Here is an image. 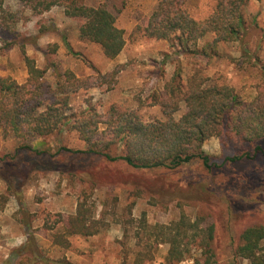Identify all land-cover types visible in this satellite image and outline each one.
I'll return each mask as SVG.
<instances>
[{
  "label": "rangeland",
  "instance_id": "rangeland-1",
  "mask_svg": "<svg viewBox=\"0 0 264 264\" xmlns=\"http://www.w3.org/2000/svg\"><path fill=\"white\" fill-rule=\"evenodd\" d=\"M4 1V8L11 16L4 19L0 14V77H11L24 84L29 77L25 57L35 60L42 68L48 63L50 55L47 54L54 45H58V50L53 59L60 64V70H71L80 78L94 75L92 67L106 74L125 66L113 90L108 91L104 86L74 95L71 101L74 112L86 109L90 102L99 105L103 112L115 104L138 111L146 121L163 119L159 107L146 106L151 95L163 96L166 83L176 72L186 79L198 67L214 82L232 88L245 101L257 95L256 87L262 82L257 70H239L230 60L241 57L237 43L222 44L220 57L208 62L179 52L170 41L148 39L143 29L160 0H85L89 6L107 5L116 17L117 27L124 31L126 46L115 60H108L100 45L80 39V20L68 18L63 7L54 6L44 11L34 8L37 0ZM217 3L218 0H187L185 9L196 20H204L214 12ZM247 16L250 20L256 17L264 28V0H249ZM203 44L200 42L198 47ZM259 54L264 60V41ZM46 81L54 84L51 71ZM185 112L186 107L182 105L175 118L180 119ZM21 144L22 141L12 134L5 135L0 128V157L13 155ZM29 144L33 149L47 151L48 155L38 159L22 154L31 171L20 194L9 189L8 183L0 177V264H31L23 262L27 255L18 251L30 235L35 238L42 255L52 260L67 259L73 264H120L124 255L123 242H129L130 249L137 250L138 241L147 240L150 235L146 226L170 224L178 221L182 214L195 221L201 213L204 227H215L218 252L223 247L230 250L233 233L238 237L249 226L264 225V204H249L252 199L264 202V160L226 162L227 156L242 152L243 146L238 141H232L228 148L217 138L205 142L204 151L220 165L212 172L194 163L165 173L163 182L177 183L184 190L193 186L209 194L208 197L194 195V198L181 200L165 199L148 190L146 183L156 184V177L164 173L139 174L92 155L78 158L60 152L64 147L73 151L86 149L76 133L35 138ZM97 170L100 172L93 175ZM88 171L92 176L84 173ZM130 171L138 179L141 175L148 180L145 184H138L139 180L127 184L125 175L132 174ZM229 191L244 197L245 205L250 207L230 210L225 200ZM3 196L7 198L4 207ZM85 199L94 206L96 217L106 221L107 227L95 237H70L69 250L54 245L53 235L63 229L69 216L76 213L78 204ZM61 216L62 222H59ZM125 231H128L127 238ZM169 248L168 244L159 245L155 259L149 264H166ZM134 257L132 254L130 260ZM191 257L180 264H195L194 259H200L201 264L205 262V255L197 248ZM223 257L220 255L215 264H223Z\"/></svg>",
  "mask_w": 264,
  "mask_h": 264
},
{
  "label": "trees",
  "instance_id": "trees-1",
  "mask_svg": "<svg viewBox=\"0 0 264 264\" xmlns=\"http://www.w3.org/2000/svg\"><path fill=\"white\" fill-rule=\"evenodd\" d=\"M186 1L160 0L143 29L144 35L155 41H170L179 48V52L208 62L220 57L222 44L237 43L241 57L230 60L239 70L259 72L262 82L256 87L257 95L251 101H245L232 88L214 82L203 68L198 67L186 79L176 72L166 83L163 96L151 95L146 106L159 107L163 119L146 121L138 111L126 110L115 104L103 112L99 105L90 102L86 109L74 112L71 105L74 95L104 86L108 91L113 90L125 66L106 74L92 67L94 75L80 78L71 70H60V64L53 59L58 50V45H54L48 52L50 54L46 53L50 56L42 68L35 60L25 57L29 77L24 84L11 77H0V128L5 135L12 134L22 141L13 155L0 157V177L8 183L9 189L20 194L28 180L31 168L25 165L23 153L38 159L48 155L45 150L33 149L30 141L66 132L76 133L86 149L73 151L64 147L60 152L65 151L78 158L92 155L108 164H121L139 174L164 173L156 177L154 185L144 182L148 179L141 175L138 179L131 171L132 174L125 175V181L127 184L137 183L136 180H139L138 184L146 183L151 193H159L165 199L209 196L193 186L184 190L177 183L163 181L165 173L194 163L201 164L209 172L220 168L203 149L205 142L212 138L219 139L224 148H228L232 141L243 146L240 154L226 157L228 163L264 160V60L259 54L264 28L260 27L256 17L248 18L249 0H218L214 12L204 20L191 16L185 9ZM4 3L0 0V14L6 19L11 14L4 8ZM54 6L63 7L68 18L79 19L80 39L100 45L108 60H115L122 54L126 46L125 33L117 27L116 17L107 5L89 6L85 0H37L34 8L49 11ZM200 42L204 44L199 48ZM49 71L55 79L53 85L46 81ZM182 105H185L186 112L176 119ZM98 172H93V175ZM1 200L4 207L7 198L3 196ZM225 200L230 210L250 207L245 205L244 197L230 191L225 194ZM253 203L264 204L255 199L249 204ZM59 222H62V216ZM203 224L204 217L200 213L195 221L182 214L178 221L170 224L148 225L146 231L150 235L147 240L138 241L137 250L130 249L129 242H123L124 255L120 264H149L155 259L161 244L170 246L166 264H180L192 258L194 248L205 255L203 264H215L220 255L225 256L223 264L244 261L264 264L263 224L245 228L238 237L233 233L230 250L223 247L220 253L215 247V227H204ZM106 227V221L96 217L94 206L85 199L78 204L76 213L69 216L63 229L53 235V244L69 250L72 245L70 237H95ZM46 229L54 230L53 227ZM125 234L127 238L128 231ZM36 244L30 235L19 248V253L27 255L23 262L73 264L67 259L44 257ZM132 254L135 257L130 260ZM194 261L201 264L200 259Z\"/></svg>",
  "mask_w": 264,
  "mask_h": 264
}]
</instances>
